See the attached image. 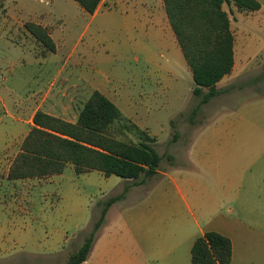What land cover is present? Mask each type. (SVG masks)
Wrapping results in <instances>:
<instances>
[{"label":"rangeland","instance_id":"rangeland-1","mask_svg":"<svg viewBox=\"0 0 264 264\" xmlns=\"http://www.w3.org/2000/svg\"><path fill=\"white\" fill-rule=\"evenodd\" d=\"M43 1L5 0L6 11H0V264H67L84 245L94 223L101 216L103 204L122 194L127 187L125 180L117 176L107 178L96 171L78 175L72 165L62 175L54 177L26 181L7 178L8 169L10 171L34 125L30 120L40 102L35 105L31 98L36 99L34 95L38 91L40 96L50 91L56 95L58 90L63 89L61 67L68 53L77 47L83 33V28H80L72 35H66L64 47L57 39V51L45 55L44 49L25 28L29 22L17 20L35 18V7L49 11L53 6L52 0ZM262 1L263 9L254 16L240 13L234 6H225L232 18L237 58L244 63L250 57V65L244 71L237 70L230 81L221 86V97L213 98L202 107L194 122L190 120V113L200 99L189 89L184 92L166 90L171 97L170 102L145 103L140 99L144 82L140 79L132 82L131 75L137 70L129 74L125 67L127 65L128 70L130 65L122 60L123 53L114 51L119 44H125L127 35V24H124L120 14L119 18L98 19L89 28L90 34L96 28L103 30L96 53L107 55L112 62L101 64L98 60H87L82 65L83 69L97 77L110 78L122 90L131 91L137 97L136 104L149 107L151 114L145 119L150 122L157 119L159 122L152 126V130L158 132V152L162 157L160 168L177 179L184 193L187 191L180 181L182 175L205 181V175L210 174L198 176L191 169L190 163L194 160L202 163L203 159H212L215 163L222 159L254 157L253 143L260 137L254 129L259 127L264 131ZM58 26L61 35L62 24ZM47 29L51 33V28ZM120 49L124 50L123 47ZM79 50L82 51L83 46ZM163 58L166 59V55ZM90 94L89 88H86L85 94H78L76 88L75 94L70 97L74 102L64 103L63 110H59L60 115L56 117L75 123ZM61 95L58 92L55 98H64ZM182 110L184 113H181ZM139 112L144 113L142 107ZM172 120L175 121V129L170 123ZM201 131L204 133L198 146L188 158L186 152ZM175 132L181 135L177 142L172 140ZM206 138L210 144L200 148ZM239 143L245 146L239 147ZM170 154L175 157L173 162L168 159ZM162 185L173 191L167 178L155 177L148 182L153 191ZM150 202L152 195L142 189L131 201L115 206L109 217L110 224L105 223L104 230L98 234L96 248L83 264H118L114 260L117 257V223L133 209L136 212L146 210Z\"/></svg>","mask_w":264,"mask_h":264},{"label":"crops","instance_id":"crops-1","mask_svg":"<svg viewBox=\"0 0 264 264\" xmlns=\"http://www.w3.org/2000/svg\"><path fill=\"white\" fill-rule=\"evenodd\" d=\"M257 1L261 4L259 11L237 10L254 16L263 9V1ZM52 5L49 11L35 7L36 17L33 19L17 20L50 27L51 37L57 44V48H59L57 39L61 40L64 47L66 35H72L80 28H83V33L79 37L77 47L68 53L61 67L63 89L58 90L56 95L50 91L40 96L38 91L34 95L36 99L31 98L35 101V105L40 103L30 123L40 110L59 116V110H63L64 103L74 102L70 97L75 94L76 88L78 94H85L86 88H89L91 89L89 98L94 91L101 92L126 116L157 138L158 151V132L152 130V126L159 122L157 119L153 122L145 119L151 114L149 107L146 104H136L137 97L131 91L122 90L120 86L114 85L110 78H101L85 72L86 68L84 70L82 65L87 60L91 62L98 60L101 64L112 62L107 55L96 53L97 46L100 45L103 37V30L96 28L90 34L89 28L98 19L103 21L112 16L119 18L120 14L124 24H127V35L125 44H119L114 51L123 53L122 60L130 65L128 70L127 65L125 67L126 71H130L129 74L132 70H137V73L133 71L131 75L132 82L138 79L144 82V87L142 86L139 94L140 99L145 103L160 100L170 102L171 97L166 90L172 89L179 92L189 89L188 91L193 94L195 89L193 75L169 22L164 0H103L94 15L88 14L75 0H52ZM230 19L233 31L232 18ZM59 23L62 24L61 35ZM53 27L55 29H52ZM56 34L60 37L56 38ZM80 46H83L82 51L79 50ZM164 55L166 59L163 58ZM249 65L250 57L244 63L238 60L235 38V66L233 72L218 84L217 89L222 93L217 97L223 94L221 86L229 82L237 70L244 71ZM70 67L71 72H69ZM58 92H61L64 98L56 99ZM204 106L207 104L202 107ZM141 107L144 113L139 112ZM183 111L181 113H184ZM172 122L173 120L170 123ZM254 132L260 137L253 143V158L249 156L248 159H222L215 163L212 159H203L201 160L203 164L197 159L191 162V169L198 176L210 174L205 175V181L182 175L180 181L185 186L186 193L180 188L177 179L161 168L159 175L155 177L167 178L172 184L173 191L166 189L163 185L157 188V191L150 190L148 182L155 177L144 180L142 184H134L133 180L124 179L129 190L125 198L109 210L108 224H110L109 217L112 209L122 202L131 201L139 190L143 189L146 194H151L152 202L146 210L136 212L133 209L132 213H128L120 223H117V248L113 249V252L115 250L117 254L115 263L192 264V248L196 240L208 232H216L232 242L231 264H264V131L258 127L254 129ZM202 133L204 131L196 135L197 137L188 148L186 152L188 158L198 146ZM209 144L206 138L202 141L200 148L207 147ZM242 146L245 145L239 143V147ZM170 155L173 156V154ZM174 160L173 156L172 162ZM97 241L93 249L96 248Z\"/></svg>","mask_w":264,"mask_h":264},{"label":"trees","instance_id":"trees-1","mask_svg":"<svg viewBox=\"0 0 264 264\" xmlns=\"http://www.w3.org/2000/svg\"><path fill=\"white\" fill-rule=\"evenodd\" d=\"M4 1H0V11H6ZM75 1L88 14L94 15L103 0ZM164 5L193 75V94L200 99L190 113V120L194 122L202 106L222 93L217 86L235 66V35L225 6H234L242 12H256L261 9V4L257 0H164ZM25 28L44 49L45 55L57 51L47 27L29 22ZM33 124L12 163L9 180L58 176L69 165L78 175L96 171L106 177L133 180L134 184H142L159 175L162 157L156 149L157 138L99 91L92 93L75 123L40 110L34 116ZM171 124L175 129V121ZM180 136L175 132L173 142ZM168 159L172 161L173 156L168 155ZM128 190L127 186L121 195L103 204L99 220L67 264L88 261L98 234L107 222L109 210L125 198ZM232 259L231 240L216 232L199 237L192 248V264H231Z\"/></svg>","mask_w":264,"mask_h":264}]
</instances>
